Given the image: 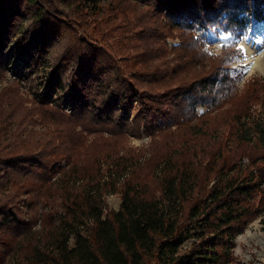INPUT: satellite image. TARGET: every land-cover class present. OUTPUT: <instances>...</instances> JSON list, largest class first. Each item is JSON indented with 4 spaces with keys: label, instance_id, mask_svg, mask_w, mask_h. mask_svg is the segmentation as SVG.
Masks as SVG:
<instances>
[{
    "label": "trees",
    "instance_id": "1",
    "mask_svg": "<svg viewBox=\"0 0 264 264\" xmlns=\"http://www.w3.org/2000/svg\"><path fill=\"white\" fill-rule=\"evenodd\" d=\"M103 1L0 0V81L24 67L0 87V264H238L264 215V78L239 89L238 49L206 35H245L264 0Z\"/></svg>",
    "mask_w": 264,
    "mask_h": 264
},
{
    "label": "rangeland",
    "instance_id": "2",
    "mask_svg": "<svg viewBox=\"0 0 264 264\" xmlns=\"http://www.w3.org/2000/svg\"><path fill=\"white\" fill-rule=\"evenodd\" d=\"M108 1L109 0L103 1L102 4ZM260 27L264 28V23L252 25L248 32L240 38H237L229 33H223L220 31H207L206 48L210 53L217 54L221 51L223 45L228 44H234L235 49H238L237 53L234 56V59L230 63V68L231 73L237 79L239 89H241L244 83L252 77L264 78V74L259 73L257 71H246L248 51L246 49L245 40H248L250 35ZM97 40L98 42H100L99 38ZM111 42H109V46H111L112 49H109V52L111 54H115L116 45L114 41L113 45ZM170 43L172 42L170 41ZM15 64L16 63L12 62L9 65L10 70L5 72V78L0 81V87H4L5 85H7L8 81L14 80V78H16L14 76V73H17L16 71H24V67L22 66V64ZM23 81L20 82V88L22 92H24L23 96H25V99L27 100L25 104L27 106H31L32 99L34 98V95L32 94L31 90L35 89L38 84L31 83L32 85H29L28 83L31 82L29 81V79L27 81ZM203 111H205V108L198 109V112ZM255 113H257V111ZM252 116L256 119L254 113ZM37 122L38 123L36 124H28L27 129H32L34 131H37V133H43L45 131H48V128H51L49 125L42 123L39 118L37 119ZM149 142L150 137L146 136L143 133L141 137L128 136L125 145L137 149H145L147 148ZM106 201L107 207L109 209L117 210L121 202V196L116 193L109 194L106 196ZM263 216V214L259 215L256 219L248 223L247 226L235 236L233 255L235 257V261L238 262V264H264V231L262 230L261 224V219L263 218Z\"/></svg>",
    "mask_w": 264,
    "mask_h": 264
},
{
    "label": "bare ground",
    "instance_id": "3",
    "mask_svg": "<svg viewBox=\"0 0 264 264\" xmlns=\"http://www.w3.org/2000/svg\"><path fill=\"white\" fill-rule=\"evenodd\" d=\"M248 51L246 71L264 74V28L260 27L245 40Z\"/></svg>",
    "mask_w": 264,
    "mask_h": 264
},
{
    "label": "built area",
    "instance_id": "4",
    "mask_svg": "<svg viewBox=\"0 0 264 264\" xmlns=\"http://www.w3.org/2000/svg\"><path fill=\"white\" fill-rule=\"evenodd\" d=\"M237 86H238V82H237ZM65 110L69 111V107H67ZM245 158H242L241 163H243V164L248 163V158L247 157H245Z\"/></svg>",
    "mask_w": 264,
    "mask_h": 264
}]
</instances>
